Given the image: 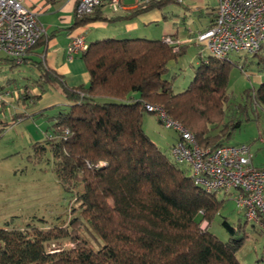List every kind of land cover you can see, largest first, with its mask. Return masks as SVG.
<instances>
[{"label":"trees","instance_id":"trees-1","mask_svg":"<svg viewBox=\"0 0 264 264\" xmlns=\"http://www.w3.org/2000/svg\"><path fill=\"white\" fill-rule=\"evenodd\" d=\"M78 2L71 28L97 20H130L175 1L148 0L112 16H106L101 6L78 14ZM52 34L43 35L23 63L38 69V82L56 86L69 103L48 117L54 138L35 146L43 152L46 142L50 145L54 172L64 185H82L77 196L80 213L68 227H15L0 221V264H244L238 251L252 229L260 234L264 230L253 222L247 229L246 217L233 223L223 216L230 236L220 239L210 226L225 199L196 184L188 169L143 128L146 104H153L190 130L200 146L228 142L242 124L236 116L225 120L232 99L233 60L206 54L193 68L188 86L176 91L173 82L180 71H171L169 62L183 56L189 43L108 36L89 42L82 52L88 83L70 86L43 58L30 55L45 48ZM244 96L236 113L247 112L248 99L264 107V78L245 89ZM84 224L100 240L96 249L80 230ZM65 238L74 245L48 248L52 241ZM257 262L264 264V242Z\"/></svg>","mask_w":264,"mask_h":264},{"label":"rangeland","instance_id":"rangeland-1","mask_svg":"<svg viewBox=\"0 0 264 264\" xmlns=\"http://www.w3.org/2000/svg\"><path fill=\"white\" fill-rule=\"evenodd\" d=\"M132 3V0H128ZM216 0H188L185 3L170 2L162 8H154L146 11L153 18L146 23H141L136 34L147 38H161L170 34L176 43H189L186 53L179 57L181 68L173 71H180L179 76L174 80L173 87L176 91H181L188 86L192 78L193 68L200 62L197 59V51H205L204 44H197L196 36L200 31L206 29L213 18V10ZM125 10L112 13L107 9V16L123 14ZM154 11V12H153ZM153 12V13H152ZM144 13V12H143ZM113 24H121L114 21ZM104 29H98L103 31ZM115 33V32H114ZM113 30L107 29L102 35L111 36ZM233 65L229 71V90L232 99L227 104V116L242 120L241 127L237 129L228 142L248 143L255 163L264 164V107L248 99L247 112L236 113L237 104L245 101L244 91L247 88L257 86L251 71L264 73V46L258 55H248L244 53H233L230 56ZM198 61V63H197ZM35 68V67H34ZM34 72L25 63L17 64L11 60L0 58V112H6L17 117L27 114L18 110L24 109L27 99L31 97V85L33 84ZM25 80L30 81L24 83ZM22 115V116H21ZM42 127L35 131L40 143H45V139H53L54 132L52 125L48 126L45 133L44 122ZM31 127H27L29 129ZM143 128L149 136L158 142V145L169 153L168 145L174 141L179 132L172 127H166L159 122L153 112H145L143 115ZM30 130L20 132L11 131L13 139L6 136L0 141V221L8 223V226L25 227L39 225L49 227L59 225L68 227L71 219L79 215L80 207L77 196L82 191V185L77 187L66 186L61 182L54 172L55 158L50 145L46 142L47 150L39 152L34 144L29 143ZM34 134V131H31ZM170 154V153H169ZM218 197L224 198V204L211 223L210 229L220 239L227 240L230 236L222 224L223 216L229 221L236 223L238 219H246L244 214L236 206L235 199L230 193L218 192ZM252 222H248L247 229H250ZM257 229H258V225ZM80 230L85 234L91 247L96 249L100 244L98 237L92 235L84 224ZM264 242V233L258 230H251L249 239L238 251L237 255L244 264H261L257 258ZM74 242L69 238L61 241H52L48 247L68 248Z\"/></svg>","mask_w":264,"mask_h":264},{"label":"built area","instance_id":"built-area-1","mask_svg":"<svg viewBox=\"0 0 264 264\" xmlns=\"http://www.w3.org/2000/svg\"><path fill=\"white\" fill-rule=\"evenodd\" d=\"M79 0L78 14L92 12L96 7L120 12L148 0ZM185 3L188 0H173ZM211 25L200 31L196 40L204 44L208 54L229 59L233 53L254 55L264 43V0H216ZM39 10L25 0H0V57L23 63L30 49L47 33ZM168 43H176L164 35ZM89 44L82 34L67 45V56L84 52ZM156 112L161 123L175 128L179 135L170 146V156L185 166L196 184L208 191L230 193L236 206L251 222L264 230V167L255 165L251 145L226 142L216 147L200 146L194 134L173 120L160 106L146 104ZM206 222H203V226Z\"/></svg>","mask_w":264,"mask_h":264},{"label":"crops","instance_id":"crops-1","mask_svg":"<svg viewBox=\"0 0 264 264\" xmlns=\"http://www.w3.org/2000/svg\"><path fill=\"white\" fill-rule=\"evenodd\" d=\"M25 2L40 12V20L46 27L47 34L52 33L47 39L45 48H36L35 51L30 53L31 56L36 58H43L45 64L55 70L57 73L64 76L65 81L70 86H78L80 84L88 83L90 79V74L87 69L86 63L82 58V53L76 54L73 58H68L67 56V45L69 41L76 35L82 34L85 37V40L89 43L93 40L103 39L107 36L102 35L103 31L107 29L113 30L111 36L113 37H128V36H140L137 31L141 28V23H146L147 21L158 17L154 12V15L149 16L150 13H141L138 16L130 20H118L121 24L117 25L116 23L108 22L107 20H97L91 21L84 25L71 28V25L74 21V9L76 0H56L55 2H50L49 0H25ZM130 8L126 9L124 13L130 11ZM104 14L107 16V9H103ZM152 12V13H153ZM122 14V13H121ZM214 16V15H213ZM213 20V18H212ZM212 22V21H211ZM98 29H104L103 31H98ZM197 44L201 45L200 42L195 40ZM38 51H42L41 54H38ZM205 51H197V59L205 56ZM179 60V59H178ZM178 60H172L169 62V67L173 71L174 67H182ZM198 63V61H197ZM34 72V79H32L33 84L31 85V97L27 99V104L24 109L18 110L19 112L25 111L27 114L22 117H17L16 115H11L6 112H0V141L9 136L11 131H20L21 133L30 130L29 133V143L36 145L40 143L39 141L45 137L39 138L40 134L34 129L39 126L42 127L44 122L45 133L48 126H51L53 121L49 120L48 117L52 115L59 106H64L69 103L61 91L54 85L50 84H40L38 78L40 73L38 69L34 68L31 64H26ZM198 65V64H197ZM196 65V66H197ZM182 69V68H181ZM251 74L254 76V81L259 84L264 78V73L260 71H251ZM30 81L25 80L24 83H29ZM34 95H39L36 98ZM55 106L54 109L45 110L48 107ZM43 114H40V112ZM31 127L27 129V127ZM34 131V134L31 133ZM10 133V134H9ZM14 135H10L8 140ZM153 139V138H152ZM157 144L158 142L153 139ZM177 138L172 141L168 147L175 143ZM170 151V148H169ZM167 152V151H166ZM253 161L254 156H253ZM257 166L264 167L263 165L255 163Z\"/></svg>","mask_w":264,"mask_h":264}]
</instances>
